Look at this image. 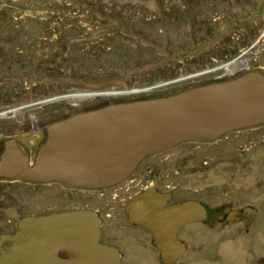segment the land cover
<instances>
[{"label":"rangeland","instance_id":"obj_1","mask_svg":"<svg viewBox=\"0 0 264 264\" xmlns=\"http://www.w3.org/2000/svg\"><path fill=\"white\" fill-rule=\"evenodd\" d=\"M241 57L264 68V0H0V110L15 109L0 115V133L29 131L104 99L230 78L224 72L247 69ZM102 91L130 92L91 93ZM132 177L176 187L220 213L242 209L240 220L214 215L181 228L187 250L175 264H264V123L180 142L144 158ZM128 182L97 191L0 178V232L27 214L89 206L122 262L163 264L149 235L127 223L118 188Z\"/></svg>","mask_w":264,"mask_h":264},{"label":"water","instance_id":"obj_2","mask_svg":"<svg viewBox=\"0 0 264 264\" xmlns=\"http://www.w3.org/2000/svg\"><path fill=\"white\" fill-rule=\"evenodd\" d=\"M263 123L264 73L249 70L168 94L110 101L52 121L33 163L18 140L8 138L0 152V177L102 188L127 177L149 154ZM168 198L150 188L132 198L126 212L131 223L151 233L160 260L175 264L187 248L179 229L207 212L199 200L166 205ZM100 224L92 208L24 216L16 230L0 232V264H124L117 246L101 240Z\"/></svg>","mask_w":264,"mask_h":264},{"label":"flooded vegetation","instance_id":"obj_3","mask_svg":"<svg viewBox=\"0 0 264 264\" xmlns=\"http://www.w3.org/2000/svg\"><path fill=\"white\" fill-rule=\"evenodd\" d=\"M252 34H254V33H253L252 30H250L249 32H247L246 36L243 35V37H242V41H243L242 42V44H243L242 46H243V48L245 47V51L249 50L250 47H251V42H250L251 41V38H252V36H255V35H252ZM252 47H253V45H252ZM237 55L234 56V58L237 57ZM237 59L236 60L238 61L239 64H242L244 62L245 63L247 62L248 63V66L245 67L247 69L242 70L241 72H238L239 71V70H237L238 68H235L233 70V72L232 71L231 72H224L225 75H229V77L231 78V77L237 76V75L242 74V73H244L246 71H249V70H256L254 67H250L249 66L250 64H249V62H248V60L246 58H242L241 57V58H237ZM257 70H260V71H262L264 73V68L263 69L262 68H257ZM11 110H15V109L12 108V107H10V106H8L7 109L0 110V115L2 114V112L5 113V112H9ZM47 124H49V123H43L41 121H35V125H32V127L30 128L32 130L26 131V130H23L22 127H21L20 129H18L19 132H13V133H10L8 135L7 134H4V133H0V138L3 139V142L6 139H8V138H12V137L16 138L18 140V142L20 143V145L28 152V154H29V160H30L31 163H33L34 160H35V156H36V153H37L38 146H39V144L42 142V140L45 137V127H46ZM5 125L8 126L7 123ZM25 135L27 137H25ZM3 142L1 144V151H2V148H3ZM166 149H168V148H166ZM157 152H159V151H157ZM154 153H156V152H154ZM154 153H152V154H154ZM149 155H151V154H149ZM149 155H147V156H149ZM146 157H144V158H146ZM142 160L138 163V165L133 169V171L127 177H125L124 179L120 180L117 183H114L112 185H109V186H106V187H102V188L74 187V186L64 185V184H62V183H60L58 181H42V182L26 181V182L35 183V184H43V183L55 182V183L61 184L63 186H66L68 188H72V189H88V190L103 191V190H108L110 188H113V187L117 186L119 183H121L122 181H124L126 179H129V182L128 183H125L122 187H119L118 188L119 189L118 190L119 195L117 193H116V195H118L121 200L122 199L124 200V201L122 200V209H123V212H124L125 217L127 219V223L130 226H132V227H136V228H139V229L144 230L149 235V237H150V239H151L152 244H153L154 247H155V245L153 243V238H152L151 233L149 231H147L141 225H139L137 223H131L129 221V219H128L127 212H126V206H127L128 202L132 198H134L136 195H138V194L142 193L143 191L148 190L150 188H155V190L158 191V192H167L169 194V198L166 201V205H170V204L177 203V202H182V201L187 200V199H196V200H199L200 202H202V204L206 208V212H207L206 218H204L202 220H198V221L189 222V223L183 225L181 228H185L187 226L194 225L196 223H200V222L206 221L208 219L213 218L214 215H215V219L218 222H221L222 221L224 223H230L232 221H235L236 219L237 220L242 219V217H243L242 209H240V210H235V209L232 210V209H230L229 211L220 213V210L218 208H214L212 206L207 205L206 203H204L203 201H201L200 199H198L195 196H184V195L180 194L179 192L176 191V187H169L167 189H162L157 184H152V183H150V184H142V181L141 182L140 181H136L135 180V177H132V175H133L135 169L142 162ZM0 178L7 179V180H12V179H8V178H4V177H0ZM20 181H24V180H20ZM125 193H126V195L125 196H122ZM76 208H90V207L89 206H74V207H71V208H63V209H58V210L43 211V212H41L39 214H49V213H53V212H57V211H64V210H70V209H76ZM96 212L98 213V215L100 216V219H101V224H100V228H101V240L103 242H106V243L115 245V244L111 243V241L107 237L106 234L108 232L105 231V230H103V228H102L103 227V219H102L99 211L96 210ZM32 214H30V215H32ZM27 215H25V216H27ZM23 217H21V218H23ZM18 222L15 225V230L17 228ZM10 231H14V230H10ZM178 238H180L179 237V231H178ZM180 239L183 241L182 238H180ZM115 246H117V245H115ZM117 248H118V250H119V252L121 254V262H122L123 252L119 249L118 246H117ZM186 250H187V248H186ZM157 251H158V249H157ZM158 254H159V259H160V253H159V251H158ZM122 263H124V264H132V263H127V262H122Z\"/></svg>","mask_w":264,"mask_h":264},{"label":"trees","instance_id":"obj_4","mask_svg":"<svg viewBox=\"0 0 264 264\" xmlns=\"http://www.w3.org/2000/svg\"><path fill=\"white\" fill-rule=\"evenodd\" d=\"M121 27V26H120ZM187 87H189V86H187ZM187 87H185V88H187ZM182 89H184V88H182ZM182 89H177V90H175V91H173V92H176V91H179V90H182ZM171 93V92H170ZM161 94H168V92H165V93H160V94H150V95H142L143 97H149V96H157V95H161ZM140 97V96H139ZM113 100H116V99H113ZM113 100H110V101H113ZM121 100V99H120ZM109 100H101V102H100V104H97V105H95V106H93L92 108H96V107H99V106H102V105H105V104H107V103H109L110 102ZM87 109H89V108H87ZM84 110H86V109H84ZM78 112V111H77ZM73 113H75V112H73Z\"/></svg>","mask_w":264,"mask_h":264}]
</instances>
